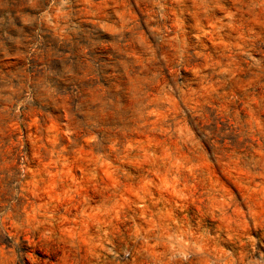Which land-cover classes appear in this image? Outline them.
Returning <instances> with one entry per match:
<instances>
[{"label":"rangeland","instance_id":"374dc122","mask_svg":"<svg viewBox=\"0 0 264 264\" xmlns=\"http://www.w3.org/2000/svg\"><path fill=\"white\" fill-rule=\"evenodd\" d=\"M0 264H264V0H0Z\"/></svg>","mask_w":264,"mask_h":264}]
</instances>
